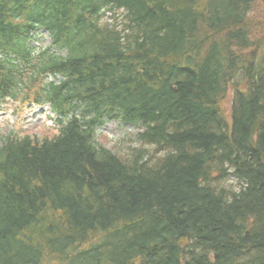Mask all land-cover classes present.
<instances>
[{"label":"trees","instance_id":"trees-1","mask_svg":"<svg viewBox=\"0 0 264 264\" xmlns=\"http://www.w3.org/2000/svg\"><path fill=\"white\" fill-rule=\"evenodd\" d=\"M256 1L0 0V104L56 118L0 137V264H264ZM109 120L138 130L123 158Z\"/></svg>","mask_w":264,"mask_h":264},{"label":"rangeland","instance_id":"rangeland-1","mask_svg":"<svg viewBox=\"0 0 264 264\" xmlns=\"http://www.w3.org/2000/svg\"><path fill=\"white\" fill-rule=\"evenodd\" d=\"M252 13L249 18L250 24L258 22L264 16V0H257L253 6ZM42 40V41H40ZM38 41L33 45L39 47H49L50 42L46 34L38 36ZM65 55L62 52L61 56ZM60 80V78H56ZM51 82L55 81L49 80ZM232 92L229 90L224 101L220 105V109L224 112V116L229 118V107ZM48 108H36L33 105L19 106L16 103L0 104V137L15 133L16 136L22 137L28 135L30 138L35 137L37 141H41L44 137L54 135L53 123L48 119ZM52 118V117H49ZM54 120V119H53ZM138 130L134 126H122L116 120L103 122L96 131L97 143L101 144L104 149L118 155L120 158L130 154V150L137 149L133 137ZM225 184L228 188L237 189L234 181L229 180Z\"/></svg>","mask_w":264,"mask_h":264}]
</instances>
